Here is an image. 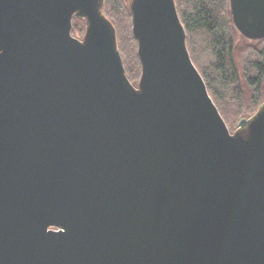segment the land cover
Here are the masks:
<instances>
[{
  "label": "water",
  "instance_id": "95a60500",
  "mask_svg": "<svg viewBox=\"0 0 264 264\" xmlns=\"http://www.w3.org/2000/svg\"><path fill=\"white\" fill-rule=\"evenodd\" d=\"M103 3L0 0V264H264V103L229 132L174 0H128L133 86Z\"/></svg>",
  "mask_w": 264,
  "mask_h": 264
},
{
  "label": "trees",
  "instance_id": "16d2710c",
  "mask_svg": "<svg viewBox=\"0 0 264 264\" xmlns=\"http://www.w3.org/2000/svg\"><path fill=\"white\" fill-rule=\"evenodd\" d=\"M186 34L191 61L229 132L262 104L264 41L236 44L239 34L230 18L228 0H174ZM102 12L113 24L125 75L135 86L140 77L136 43L131 33L128 0H104ZM83 19L72 20L71 35L83 33ZM236 32V33H235Z\"/></svg>",
  "mask_w": 264,
  "mask_h": 264
},
{
  "label": "rangeland",
  "instance_id": "374dc122",
  "mask_svg": "<svg viewBox=\"0 0 264 264\" xmlns=\"http://www.w3.org/2000/svg\"><path fill=\"white\" fill-rule=\"evenodd\" d=\"M124 1H126V0H124ZM113 25V24H112ZM85 30V29H84ZM236 33V32H235ZM77 35H75V36H73V37H75V38H77V39H81L82 37H83V35H84V32L83 33H76ZM235 36H236V44L237 45H239V46H246V45H249L250 44V41L249 40H247V39H245V38H243L240 34H235ZM262 100H263V102L262 103H264V91H263V97H262ZM234 132V131H233ZM233 132H231V133H233Z\"/></svg>",
  "mask_w": 264,
  "mask_h": 264
}]
</instances>
